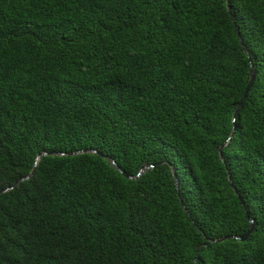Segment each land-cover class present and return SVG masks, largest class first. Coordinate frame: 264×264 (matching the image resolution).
Masks as SVG:
<instances>
[{
	"label": "trees",
	"instance_id": "1",
	"mask_svg": "<svg viewBox=\"0 0 264 264\" xmlns=\"http://www.w3.org/2000/svg\"><path fill=\"white\" fill-rule=\"evenodd\" d=\"M0 264H264V0H0Z\"/></svg>",
	"mask_w": 264,
	"mask_h": 264
},
{
	"label": "water",
	"instance_id": "2",
	"mask_svg": "<svg viewBox=\"0 0 264 264\" xmlns=\"http://www.w3.org/2000/svg\"><path fill=\"white\" fill-rule=\"evenodd\" d=\"M237 34H238V36H239V38H240V40H241L240 32H239V30H238V27H237ZM242 45H243V43H242ZM243 47H244V45H243ZM244 49H245V47H244ZM245 50H246V49H245ZM246 51H247V50H246ZM253 80H254V71H253L252 68H250L249 79H248V81H247V83H246V85H245V88H244V91H243V95H242V97H241L239 103L237 104L236 109H237V108L239 107V105L243 102L245 96L247 95V92H248L249 88L251 87V85H252V83H253ZM175 180H176V179H175ZM176 183H177V180H176ZM236 193H237L239 199L241 200L242 205L245 207V205H244V201H243V199H242V196L238 193L237 190H236ZM248 216H249V215H248ZM250 220L252 221V219H250ZM253 227H254V225H253V223L251 222L250 227H249L247 233H246L244 236H239V238H240V239H245V238L248 236V234L253 230ZM227 236H232V234L223 235V236L217 238V240H221V239H223V238H225V237H227ZM211 240L213 241V240H215V238H212Z\"/></svg>",
	"mask_w": 264,
	"mask_h": 264
}]
</instances>
